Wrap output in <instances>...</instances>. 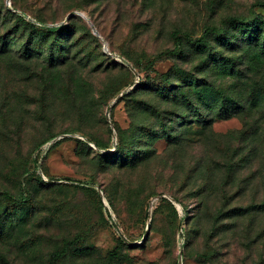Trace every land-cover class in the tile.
I'll return each mask as SVG.
<instances>
[{
  "label": "rangeland",
  "instance_id": "obj_1",
  "mask_svg": "<svg viewBox=\"0 0 264 264\" xmlns=\"http://www.w3.org/2000/svg\"><path fill=\"white\" fill-rule=\"evenodd\" d=\"M254 18L264 0H0V254L264 264V56L210 31Z\"/></svg>",
  "mask_w": 264,
  "mask_h": 264
},
{
  "label": "trees",
  "instance_id": "obj_2",
  "mask_svg": "<svg viewBox=\"0 0 264 264\" xmlns=\"http://www.w3.org/2000/svg\"><path fill=\"white\" fill-rule=\"evenodd\" d=\"M232 24H234V26L236 28H239L238 31H234V33L230 36L227 37L226 35L222 36L219 34V31L216 28H210V31L212 32V34L215 36V38L217 39V41L220 42L221 46L223 47V45L225 47H233L236 46V42L235 40H233L237 33H240L241 35V39L239 38L238 42L239 44H244V43H250L255 45V47L258 49V51L264 56V23H260L258 21V19L254 18V19H248L246 21H238L236 22V20L232 21ZM173 38H174V50L175 52H178L182 43L181 38H179L177 36L176 32H172ZM187 42H189L192 46H194L196 49H203L204 47H206L207 45V40L204 38V36H200L198 38L192 39V38H188ZM236 45H235V44ZM7 44L6 41H2V51H6L7 49ZM218 57V56H217ZM214 59H218L215 58V56H212L211 60L214 61ZM224 61V60H223ZM225 61H227L228 63H230V60H228L227 58L225 59ZM231 64V63H230ZM232 66V64H231ZM232 104H236L232 101ZM221 110L223 111H227V109L224 106H221ZM168 138H172L171 135H168ZM23 159V161L20 163V165H23L26 163V161ZM0 194L1 197H3L5 200L11 201V202H15V198L14 196L7 190H5L4 188H0ZM69 243H65L64 246L61 249H58L54 252L51 253L49 260H48V264H56L64 255L65 251H67V246ZM119 253V247L116 246L112 251H110L107 255V259L109 261H113L114 259L117 258ZM0 264H13L8 258H6L5 256H3L2 254H0Z\"/></svg>",
  "mask_w": 264,
  "mask_h": 264
}]
</instances>
